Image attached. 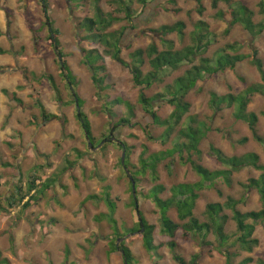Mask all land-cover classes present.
<instances>
[{
  "label": "rangeland",
  "instance_id": "374dc122",
  "mask_svg": "<svg viewBox=\"0 0 264 264\" xmlns=\"http://www.w3.org/2000/svg\"><path fill=\"white\" fill-rule=\"evenodd\" d=\"M132 1L131 25L135 29H131L129 23L122 22L110 30L114 32L127 27L121 45L122 59L126 63L130 64L132 53L145 51L153 44H156L160 51L165 50L169 45L164 41L173 43L178 51L192 46L193 34L199 22L209 26L212 45L208 52L193 64L185 63L176 72L167 71L161 83L151 88H138L134 84L131 68L124 67L104 55L103 47L91 44L85 38L86 35L79 31V24L94 15V0H47V15L42 0H5L3 3L6 11L12 12V19L16 24L14 32L10 35L5 33V39L9 46H12L13 39L16 40L15 57H18V60L14 55H0L1 65H5L8 58L15 59L13 67L2 68L4 71L0 73V79L4 81L0 83V91L8 90L6 105L20 124L21 133H14L15 136L11 137V140L17 139L19 135L22 140L20 149L15 150L14 147L18 146V143H11L9 140L0 146V203L18 186L19 173L22 174V185L25 186L37 166L44 167L39 172L43 180L54 179L56 182L52 183L49 190H44L39 195L35 215L26 224L22 223L23 227L17 230L19 232L15 233L16 237H13L12 233L13 228L18 225V219L12 215L14 220H6V216L0 211L1 257L4 254L12 255L16 264H124L121 251H111L113 230L104 218L109 210L102 201L103 191L109 188L111 199L116 205L115 219L120 232L125 236L120 238L117 244H126L135 258V264H179L175 261V256L183 258L188 264H192L196 256L199 258L194 264H227V250L239 255L234 264H240L246 258H253L252 264H264V225H257L254 237L260 243L253 253L240 252L238 247L232 245L237 226L230 211L225 212L230 217L225 228L230 238L229 247H219L214 235L208 237L207 242L210 245L203 246L201 241H185L183 232L179 231L174 240L177 248L174 252L170 250L168 244L171 239L162 233L161 212L148 198L156 184L152 181L150 171L143 173L141 159L146 149L148 153L144 159H147L149 164L151 154L163 156L162 152L173 148L176 134L171 139L162 140L164 129L153 124L152 118L145 113L139 102L141 94L147 98H155L166 93L169 86L188 70L199 65L202 58L214 61L217 54L228 45L238 44L237 50L231 53L245 55L247 59L238 63L234 71L228 70L212 78L205 76L186 98L191 105L187 117L197 121L194 126L205 124L209 128V133L200 146V164L203 167L210 171L222 169L210 155L211 145L221 150L226 157H242L255 153L260 157V164L264 166V146L255 140L248 124L236 120L233 108L223 105L222 110L217 111L211 106L212 94L219 97L238 96L248 87L262 84L261 76L248 56L257 50L259 58L264 62V32L258 37H253L241 25L230 28L231 10L223 3L215 10L210 0L205 1V12L199 15L197 3L192 0H153L146 6L140 5L137 0ZM236 2L254 12L255 24L264 25V16L260 13L259 5L261 0ZM100 7L106 14L125 18L123 14L118 13L112 0H100ZM220 12L225 14L223 18L220 17ZM6 21L5 19L4 22ZM48 22L55 31L60 32L58 48L50 39L52 34ZM180 22L186 26L183 36L175 33L163 38V27H172ZM91 50H99L105 56L100 65L106 67V73L101 75L105 78V86H109L106 90H100L94 85L91 72L84 65V52ZM60 52L64 54V60L77 78L78 85L75 83L74 87L83 102L82 111L89 119L94 145L86 138L76 117L78 107L74 105V99L62 76L59 65ZM150 71L149 65L146 64L143 73ZM18 75L19 85L8 86L5 81ZM46 76L54 78L58 94ZM29 84L31 91H27ZM18 96H21L23 101L17 100ZM118 98L134 107L135 117L131 119L130 125L117 127L121 119L128 117L125 105H112ZM250 100L248 113L258 116L256 129L258 135L264 139V94H253ZM8 102H11V105ZM39 102L46 105V112L53 113L56 119L43 123ZM154 107L158 116L164 120L174 112V107L162 101L155 102ZM106 111H110L112 115ZM33 126L36 128L34 131L31 129ZM37 137L39 140L46 137L40 147L37 142H41L37 141ZM244 139H248V142L241 144ZM121 144L126 145L128 149V168L123 167V162V166L121 165L123 155L126 161V149ZM7 152L12 164L9 170L4 166L5 162H8L7 158L5 160ZM43 155L49 156L50 159L47 160ZM48 164L52 168H49ZM132 173H138L135 186L139 209L148 225L155 227L153 237L158 248L152 253L145 249L142 238L145 230L142 232L135 219ZM260 175L261 172L254 168H245L233 175L232 188L221 184L214 188H204L195 210L196 218L202 223L206 222L207 206L224 204L228 198L238 201V210L243 213L261 210L260 195L254 189H247L249 181L258 179ZM158 176V184L166 188V192L161 195L164 200L171 197L170 191L173 187L201 181L191 165L183 163L179 155L173 160L162 162L158 166ZM90 196L97 199L87 200ZM4 207L8 208L6 203H1L0 208ZM15 212L20 218L27 214L22 210ZM40 215L44 216L41 218ZM168 216L174 223L181 224L175 210H171ZM132 230H137V233L132 235Z\"/></svg>",
  "mask_w": 264,
  "mask_h": 264
},
{
  "label": "trees",
  "instance_id": "16d2710c",
  "mask_svg": "<svg viewBox=\"0 0 264 264\" xmlns=\"http://www.w3.org/2000/svg\"><path fill=\"white\" fill-rule=\"evenodd\" d=\"M77 2L78 0H73ZM140 5L146 6L153 0H137ZM197 3L199 15H203L205 12L204 2L208 0H192ZM212 7L217 10L220 3L226 4L230 7V15L232 21L230 22V28L241 25L243 29L251 34L253 37H258L264 32L263 24H255L253 21L254 12L241 3H237L236 0H210ZM112 3L117 6L118 13H121L125 18L106 14L100 7V0H94L93 10L94 15L92 18H86L82 24H79L78 29L81 33L86 35V39L91 44L100 45L105 50L104 55L109 56L112 60L120 63L124 67L131 68L133 74L134 84L138 88H151L155 84H159L163 81L162 77L167 71H178L185 63L193 64L199 57H203L212 45L210 40L209 26L204 22H199L196 25V30L193 34V45L186 47L182 50H176L173 43L165 50L160 51L156 44L149 46L145 51L138 50L130 55V64L126 63L122 59V41L125 36L127 27H123L120 30L110 32V30L117 24L122 22L132 24L133 12H132V0H112ZM45 15L48 13L47 0H42ZM260 13L264 16V0L260 2ZM224 13L220 12V17L223 18ZM50 22V20H49ZM48 22L50 28L51 41L54 42L56 48L59 47L60 32L55 31L51 23ZM186 26L183 23H177L172 27H163L161 33L163 38L178 33L183 36V32ZM131 29H135L131 25ZM238 48V44L228 45L221 50L216 56L214 61L206 58L200 60V64L194 66L188 70L182 77L178 78L173 85L167 88L166 93L159 94L155 98H147L144 94H141L139 102L142 105L146 114H148L156 127L164 129L162 140L171 139L175 134L176 138L173 140V148L162 152V155L151 154L149 162L144 159L148 153V149L142 154L141 164L143 173L147 171L151 172L152 181L156 184L153 190L148 195V198L152 200L157 209L161 212V226L162 233L168 236L171 241L168 246L172 252L177 248V243L174 241L179 231L183 232V238L185 241L200 242L204 245L208 244L207 240L210 235H214L217 239L219 247L224 249L229 247L230 238L226 234L225 228L230 220V217L225 213L230 211L232 213V220L236 223L237 234L233 240V247H238L240 252L253 253L254 249L259 246V240L254 237L258 224L264 225V166L260 164V157L251 153L242 157H226L223 152L215 146H210V155L216 159L217 164L222 168L217 171H210L200 164L202 159V152L200 146L206 135L209 133V128L205 124H197V121L191 117H187L190 112L191 105L186 101V98L190 92L202 81L205 76L210 78L216 76L219 73H224L228 70L234 71L238 63H241L247 59L245 55H233ZM232 52V53H231ZM1 54H5L0 50ZM63 60H59V65L62 69V76L68 85V89L71 92V96L74 99L73 103L78 107L76 112L77 119L79 120L81 127L85 133L86 138L91 145H94V139L92 138V130L89 119L82 111L83 102L79 98L76 89L74 87L77 84V78L74 76L68 63L64 60L65 56L62 52L60 54ZM104 57L99 50H91L84 52V65L88 67L91 72L94 85L100 90H106L109 86H105V78L101 77L106 73V67L100 65L104 61ZM252 62V65L257 69L261 76L262 84H257L248 87L243 94L238 96L226 95L219 97L216 94L211 95V106L213 109L220 111L222 106L226 105L228 108L234 109V117L238 121H243L248 124L252 135L255 140L264 146V139L258 135L256 126L258 124V116L254 113H248V107L251 103L250 96L253 94H264V62L259 58V52L254 50L251 55L248 56ZM148 64L151 71L147 74L143 73V68ZM25 73H27L25 71ZM52 85V88L58 94V89L55 84V80L52 76H46ZM78 85V84H77ZM7 93V92H5ZM162 101L168 105L174 107V112L167 119H161L157 111L155 110L154 103ZM41 109V116L43 123L56 119L53 114L47 113L43 104L38 103ZM112 105H125L128 110V117L121 119L117 123V127L120 125H130L131 119L135 117L134 107L124 101L121 98L116 99ZM112 111V110H111ZM110 116L112 113L106 111ZM186 121L187 125H186ZM248 139L242 140L240 143L245 144ZM126 149V161L123 167H129V155L126 145H122ZM123 151V149H122ZM179 155L181 161L185 164L191 165L193 171L201 178V181L195 184H180L171 189V197L162 199L161 195L166 192V188L163 185L158 184V166L168 159H175ZM186 155V157L184 156ZM47 160L49 156L43 155ZM197 160H195V159ZM5 167L9 165H4ZM52 168L50 164L47 165ZM151 167V168H149ZM43 166H37L31 176V180L24 186L22 185L23 177L19 173L18 186L15 188L11 195L5 197L8 208H0V211L4 215L11 214V210L21 208V210L27 211L34 206L38 200L39 195L51 188L52 183L56 181L54 179H42L39 175L40 170H43ZM245 168H254L256 171L261 172L258 179H252L249 181L247 189H254L260 195L262 202V209L259 211H252L243 213L238 210L239 202L228 198L224 204H209L206 208V222H200L195 216V210L197 203L200 199V193L204 188H214L221 184L225 187L232 188L233 175L241 172ZM67 169V168H66ZM21 172V171H20ZM132 181H137L138 173H132ZM136 174V176H135ZM21 182V183H20ZM20 183V185H19ZM133 188L131 182V189ZM109 188L103 191L104 197L102 201L106 204L109 213L104 218L108 224L112 227L113 234L111 236V251L112 253L121 251L124 264H135V258L131 250L125 243L118 246V241L124 238V234L120 232L118 228L117 220L115 219L116 205L112 201ZM97 197L90 196L87 200H95ZM134 214L135 219L139 225V228L145 230L142 238L145 249L148 252H154L157 250V246L154 244L153 233L154 226H149L143 217L142 212L139 209L138 198L135 197ZM86 200V201H87ZM0 203V204H1ZM171 210H175L178 220L181 224L174 223L168 216ZM130 233L136 234L137 230H132ZM227 257V264H234L238 254H232L229 250L225 253ZM198 256L193 259L192 264L198 260ZM175 261L179 264H188L185 260L179 256L174 257ZM253 258H246L240 264H252ZM0 263L9 264L8 260L1 261Z\"/></svg>",
  "mask_w": 264,
  "mask_h": 264
},
{
  "label": "crops",
  "instance_id": "0c3cea01",
  "mask_svg": "<svg viewBox=\"0 0 264 264\" xmlns=\"http://www.w3.org/2000/svg\"><path fill=\"white\" fill-rule=\"evenodd\" d=\"M5 2V0H0V50L4 51L5 54H1V56H10L11 55L13 56L14 55V58H16L18 60V57H15V52H16V40L13 39L12 41V46H9L7 44V40L5 39V33H7L8 35H10V33L14 32L15 31V22L13 21L12 19V12H8L6 11V7L2 6L3 3ZM7 20L6 22H4V20ZM10 43V42H9ZM11 45V43H10ZM12 51V52H11ZM9 59L8 58V61L7 63H5V65H1L0 63V73H2L4 70L2 68H6V67H13L12 63L15 61V59ZM7 65H10V66H7ZM19 78L20 76H15L14 78H12L11 80L9 81H5L6 83H8V86L9 85H19ZM4 81L2 79H0V83ZM29 90L27 91H31V85L29 84ZM51 86V85H50ZM11 88V87H10ZM1 89V87H0ZM8 93V90L7 91H0V146L4 145L5 142H7L8 140L11 142V143H18V146H15L14 149H20L21 148V140H22V137L19 135V137L17 139H13L11 140V137L15 136L14 133H21L20 131V124L18 122V119L15 118V115H11L10 113V108L6 105L7 103V95L6 93ZM16 94V92H14ZM23 94H21L22 96ZM21 96H18L19 98H17V100L20 99V101H23V98ZM13 97H16L15 95H13ZM31 99V97H28ZM36 98V97H35ZM38 98H40V96H38ZM29 99V100H30ZM47 103V102H45ZM9 105H11V102H8ZM43 104V103H42ZM44 106V104H43ZM46 106V105H45ZM44 106V108H45ZM51 114V113H50ZM53 114V113H52ZM54 115V114H53ZM33 129H36L34 126L31 128ZM10 138V139H9ZM16 138V137H15ZM46 137H41L40 140L39 138L37 137V141L41 142V144H39L37 142V145L40 147L42 146V142H44ZM8 154H5V160L6 158L8 159V162H5V165H9L7 166L6 170H9V168H11V163H10V159L11 157H8L10 156L9 152H7ZM10 158V159H9ZM5 171V170H4ZM26 184V183H25ZM38 204V203H37ZM37 204H35L34 206H32L29 210H27V214L26 215H23L21 218L19 216H17L16 212L15 211H21V208H18L17 210L14 209L12 210V214H9V215H5V219L8 220L12 218V215H14L15 219L17 218L18 219V222H17V227H14L13 228V233H12V236L14 237L15 236V233L16 232H19L17 230H21V228L23 227L22 226V223H27L29 221V219L35 215L36 213V210H35V207H37ZM34 208V209H33ZM14 211V212H13ZM20 215V214H19ZM21 216V215H20ZM44 215H40V217L42 218ZM40 217L38 219H40ZM14 220V218H12ZM16 237V236H15ZM14 256L10 255H6L4 254V256L2 255L1 257V261L2 260H8L9 264H16V260H14L13 258ZM18 264H22V263H19Z\"/></svg>",
  "mask_w": 264,
  "mask_h": 264
},
{
  "label": "water",
  "instance_id": "95a60500",
  "mask_svg": "<svg viewBox=\"0 0 264 264\" xmlns=\"http://www.w3.org/2000/svg\"><path fill=\"white\" fill-rule=\"evenodd\" d=\"M59 59L62 60L61 55H59ZM90 148H92L91 145H90ZM122 162H123V164L125 163V155H123ZM132 186H133V195H134V197H136V186H135V182L134 181H132ZM142 232H144V230Z\"/></svg>",
  "mask_w": 264,
  "mask_h": 264
},
{
  "label": "flooded vegetation",
  "instance_id": "af4514ba",
  "mask_svg": "<svg viewBox=\"0 0 264 264\" xmlns=\"http://www.w3.org/2000/svg\"><path fill=\"white\" fill-rule=\"evenodd\" d=\"M4 201H6L5 198H4Z\"/></svg>",
  "mask_w": 264,
  "mask_h": 264
}]
</instances>
